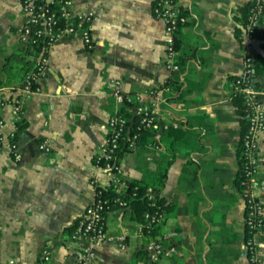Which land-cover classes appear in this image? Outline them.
<instances>
[{
  "label": "crops",
  "instance_id": "1",
  "mask_svg": "<svg viewBox=\"0 0 264 264\" xmlns=\"http://www.w3.org/2000/svg\"><path fill=\"white\" fill-rule=\"evenodd\" d=\"M248 1L179 0L186 22L174 35L179 70L171 71L170 35L154 0H70L74 16L90 17L91 46L80 35L50 42L37 89L20 96V117L13 122L11 105L2 106L3 134L13 133L16 147H0V264H82L85 249L86 264H249L237 187L242 124L232 101L244 51L264 58V17L257 37L235 35L236 11ZM26 20L21 0H0V101L23 83ZM256 82L264 90V73ZM115 90L154 109L156 119L150 140L119 159L122 178L166 166L157 188L169 206L149 235L124 209L109 211L107 238L97 243L73 238L70 227L94 200V183L109 178L95 158L120 106ZM259 98L264 111V93ZM258 156L264 207V129ZM151 238L174 251L150 259ZM255 240L264 264V226Z\"/></svg>",
  "mask_w": 264,
  "mask_h": 264
},
{
  "label": "built area",
  "instance_id": "2",
  "mask_svg": "<svg viewBox=\"0 0 264 264\" xmlns=\"http://www.w3.org/2000/svg\"><path fill=\"white\" fill-rule=\"evenodd\" d=\"M36 2H39L37 5ZM70 0H22V10L27 17L26 23L21 29L20 35L26 45H29L40 39L42 36H49L50 42L67 35H80L87 46H91L92 39L89 31L90 17L87 15L74 16L67 6ZM53 3L57 6L54 11H50L47 4ZM179 0H154L153 13L163 20L166 30L170 35L165 48L166 66L171 71L179 70L178 54L174 35L180 25L186 22V16L180 11ZM55 11L60 12V16L65 17L66 24L63 27L55 28ZM262 19L260 15V6L257 3L248 17L244 26V32L248 38L253 37V33L258 30V24ZM49 43L43 46L42 52L38 55L37 72L33 70L26 75L18 92L8 91V94L0 101V147H7L15 151L14 134L12 133L7 139L3 134V128L7 123V119L2 115V106L4 103L11 105V117L14 122L20 117L21 106L20 96L33 93L37 88L32 89V81L36 82L38 75L44 70L46 65V54ZM251 53L248 49L244 51V71L233 82V89L236 94L242 96L247 115V127L241 140V156H242V172L247 182L248 189L244 192L245 200V227H246V245L249 252V264H257L256 235L264 226L263 202L260 192L263 187L257 179L259 168L258 156V137L264 129V111L260 97L264 90L260 89L256 83L254 70L251 63ZM116 101L123 104L125 101H135L134 112L139 118V128H153L156 126L155 110L144 107L132 98L125 97L119 90L114 91ZM120 106L115 112L109 116L107 122V135L105 142L101 146V152L96 156L95 163L103 169L109 178L104 184H97L102 187L111 188L116 194L113 201L117 203L118 209L127 206L126 201L122 197V193L126 187V181L122 178L121 169L116 162V152L121 147L122 137L127 129L128 120L119 112ZM138 133H134L128 137V149H135L138 144ZM96 184V183H94ZM259 190V191H260ZM150 193V189L148 190ZM100 192L94 190V200L89 204L76 223L73 232V238H89L93 242H100L107 238L106 218L109 210L106 209V200L100 198ZM147 223L141 224L139 231L143 234H151V227L162 218V213L154 215H145ZM144 228H147L146 230ZM146 250L150 259L158 260L167 257L174 251L173 247L165 246L161 241L150 239L146 244ZM92 256V252L85 249L82 256V264H86Z\"/></svg>",
  "mask_w": 264,
  "mask_h": 264
},
{
  "label": "trees",
  "instance_id": "3",
  "mask_svg": "<svg viewBox=\"0 0 264 264\" xmlns=\"http://www.w3.org/2000/svg\"><path fill=\"white\" fill-rule=\"evenodd\" d=\"M22 2V0H21ZM259 4L260 6V15L263 18L264 17V2L262 0H252L248 1L247 3L243 4L242 6L238 7L236 11V16L234 17L235 21L239 24L235 27V35L236 37H240L242 29H244V26L247 23L248 17L251 14V11L253 7L256 4ZM38 5L39 2H36ZM47 7L50 11H54L57 6L53 3L47 4ZM181 11V9H180ZM182 13V11H181ZM55 28L57 27H63L66 24L65 17L60 16L59 11H55ZM257 32L253 33V37H257ZM264 37V34L262 35ZM50 42L49 36H42L40 39H37L33 43L27 45L24 49L21 50V55H18L19 58H21L24 62V64L27 66L24 78L26 75H28L32 70L34 72H37V67H34L37 64V61H30L28 59H25L27 55L33 54L36 59L38 60V55L43 50V46ZM46 54V52H44ZM251 63L252 68L254 70V76L257 77L264 73V58L261 55H252L251 56ZM23 78V81H24ZM238 76H235L233 78L236 80ZM257 83V82H256ZM31 88L35 89L37 88V83L32 81ZM232 101L234 105L237 108L238 114L241 116V124H242V137L246 131L247 127V115L248 112L246 110L243 98L239 94H233L232 95ZM134 105L135 101H125L123 104H121L119 112L126 117L128 120L127 123V129L123 135V139L121 141V147L117 150L115 156H116V162L119 163V159L121 156L125 153V151L128 149V137L132 136L135 132L138 133V143H143L148 138L153 136V130L152 128H139V116L135 114L134 112ZM21 126H18L20 128ZM148 140V141H149ZM167 164V163H166ZM239 165H240V173L237 180V187L241 194H244V192L248 189L247 182L242 183V181L245 180L243 172H242V156L240 153L239 156ZM166 172V166L163 168H160L157 172L149 171L148 173H145L141 179L139 180H129L126 181V187L124 192L121 194L124 200L126 201L127 206L123 208L124 210L121 211L123 213H127L132 219L138 220L141 224H146L147 220L145 215H156L159 213H162L163 210L167 209L169 206L166 204L165 200L160 197L159 190L157 188L158 185L162 184L164 181V176ZM150 189V193L149 190ZM94 190L100 192V198L103 200H106V209L104 210H116L118 209L117 203L113 201L116 194L112 191L111 188L108 187H102L97 184H94ZM121 210V209H120ZM78 221V220H77ZM77 221L70 227V229H75ZM154 225L151 227V233L153 234L155 232V229L153 228ZM145 230L147 228H144ZM74 232V231H73Z\"/></svg>",
  "mask_w": 264,
  "mask_h": 264
},
{
  "label": "rangeland",
  "instance_id": "4",
  "mask_svg": "<svg viewBox=\"0 0 264 264\" xmlns=\"http://www.w3.org/2000/svg\"><path fill=\"white\" fill-rule=\"evenodd\" d=\"M261 200H262V198H261Z\"/></svg>",
  "mask_w": 264,
  "mask_h": 264
}]
</instances>
